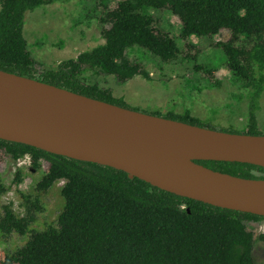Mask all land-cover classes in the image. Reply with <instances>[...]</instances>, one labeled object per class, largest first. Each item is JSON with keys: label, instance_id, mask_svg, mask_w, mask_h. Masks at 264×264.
Here are the masks:
<instances>
[{"label": "trees", "instance_id": "obj_1", "mask_svg": "<svg viewBox=\"0 0 264 264\" xmlns=\"http://www.w3.org/2000/svg\"><path fill=\"white\" fill-rule=\"evenodd\" d=\"M51 1L0 0V70L129 108L110 89L82 81L84 69H99L120 82L138 75L151 79L142 63L127 55L130 47L137 46L163 62L178 57L194 60L195 72L218 87V68L196 62L202 50L190 38L212 37L228 29L230 37L214 46L223 51L224 66L233 82L252 88L253 93L247 129L219 130L264 134L258 130L255 112L264 90V0H120L116 7L103 11L102 24H109L101 30L104 43L56 68L40 69L24 36L25 16ZM101 2L107 8L109 0ZM151 10L169 11L180 20L178 38L157 26ZM150 114L215 129L188 111ZM26 155L31 158V169L41 170L42 162L48 167L34 192L19 191L23 215L11 203L2 205L0 236L18 233L29 237L16 251L5 253L0 264H256V239L248 225L263 221L264 216L178 196L110 166L0 139V163L5 158L16 162ZM196 162L221 173L264 180L261 166ZM24 176L25 171L17 168L12 183L21 184ZM61 180L64 205L56 225L33 229L37 214L44 209L43 195ZM8 188L0 178V197ZM259 238L264 240V234Z\"/></svg>", "mask_w": 264, "mask_h": 264}, {"label": "water", "instance_id": "obj_2", "mask_svg": "<svg viewBox=\"0 0 264 264\" xmlns=\"http://www.w3.org/2000/svg\"><path fill=\"white\" fill-rule=\"evenodd\" d=\"M0 139L110 166L178 196L264 216V180L196 162L264 167V134L192 125L0 70Z\"/></svg>", "mask_w": 264, "mask_h": 264}, {"label": "rangeland", "instance_id": "obj_3", "mask_svg": "<svg viewBox=\"0 0 264 264\" xmlns=\"http://www.w3.org/2000/svg\"><path fill=\"white\" fill-rule=\"evenodd\" d=\"M102 0H52L35 10L28 11L25 16L24 36L28 48L38 62L40 69L56 68L64 60L76 58L81 52L104 43L101 34L103 11L116 7L120 0H109L107 8ZM157 26L178 38L181 29L180 20L169 11H155ZM230 37L228 29L220 31L212 37L192 36L190 41L201 49L197 63L217 67L216 77L220 86H211L203 73L195 72L194 60L178 57L171 62H163L149 51L137 46L127 51L132 61L142 63L149 72L151 79L138 75L120 82L114 75L106 74L96 68L87 66L82 81L97 84L101 88L110 89L113 96L123 98L127 107L144 113L184 114L190 112L202 123L215 129L246 130L250 112L252 88H246L233 82L231 73L224 66L225 55L215 42L225 41ZM182 56H184L182 54ZM211 80L210 82H212ZM256 116L258 130L264 133V90L257 101ZM24 180L19 185L12 183L18 165L10 158L0 163V178L8 188L0 197V217L2 205L11 203L17 214L23 215L19 191L34 192L36 182L48 167L42 162L41 170H33L23 164ZM63 180L53 184L42 197L43 211L37 214L32 228L44 229L48 224L56 225L57 217L63 208L64 199L61 195ZM248 228L253 231L255 245L253 255L256 264H264V220L250 222ZM29 235L13 233L8 237L0 236V259L5 253H12L22 247Z\"/></svg>", "mask_w": 264, "mask_h": 264}, {"label": "built area", "instance_id": "obj_4", "mask_svg": "<svg viewBox=\"0 0 264 264\" xmlns=\"http://www.w3.org/2000/svg\"><path fill=\"white\" fill-rule=\"evenodd\" d=\"M16 164L18 165L19 168H24L25 166H23V164H28L29 165L28 167H30L31 166V158L29 155H26V156L18 159L16 161Z\"/></svg>", "mask_w": 264, "mask_h": 264}]
</instances>
